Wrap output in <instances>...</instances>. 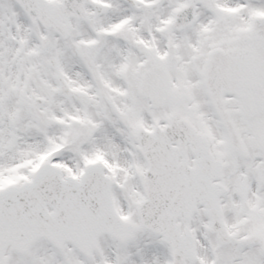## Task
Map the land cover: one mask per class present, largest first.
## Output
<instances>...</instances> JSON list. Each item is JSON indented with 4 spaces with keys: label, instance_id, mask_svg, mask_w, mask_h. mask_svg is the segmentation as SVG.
Returning <instances> with one entry per match:
<instances>
[{
    "label": "snow or ice",
    "instance_id": "obj_1",
    "mask_svg": "<svg viewBox=\"0 0 264 264\" xmlns=\"http://www.w3.org/2000/svg\"><path fill=\"white\" fill-rule=\"evenodd\" d=\"M0 264H264V0H0Z\"/></svg>",
    "mask_w": 264,
    "mask_h": 264
}]
</instances>
